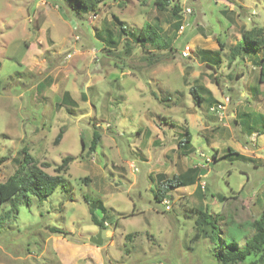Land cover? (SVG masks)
Listing matches in <instances>:
<instances>
[{
  "label": "clouds",
  "instance_id": "obj_1",
  "mask_svg": "<svg viewBox=\"0 0 264 264\" xmlns=\"http://www.w3.org/2000/svg\"><path fill=\"white\" fill-rule=\"evenodd\" d=\"M121 0H105L101 5L97 16L88 14V23L82 24L78 20H73L66 32L59 35L53 33L54 44L45 45L46 48H53L51 58L58 60L61 68L71 67L73 63L79 60L77 71L83 70L81 75L76 71L65 72L60 77V72L53 69L54 79L60 77L57 84V91L46 95L50 103L62 102L64 93L69 92L75 101V104H65L56 112L55 123L57 126L72 125L79 129L82 135L91 140L96 128L102 130L105 141L98 146L97 150L81 161L79 155L73 162L72 167L64 174L72 180L78 188L81 178L92 175L103 176L107 179V173L103 166L107 165V171H112V160L127 168V177L131 183H120L117 191H123L125 194L133 197V202L137 204L135 209L131 208L122 196L103 189V196L98 195L100 190H85L84 193L77 191V199L82 194H86L92 200L103 199L104 207L112 206L123 216H117L120 220V226L117 227L112 221H105L102 228L97 229L92 225V218L79 206L66 205L62 195L57 191L49 195L40 207L44 212V218L41 219L37 214V208H32L30 215L27 209H21L17 227L22 231L12 233L11 237L0 241V246L16 252H22L27 243H33V253L36 256L35 264H211L210 253L218 251L216 241L212 239L215 232L218 235L221 244L224 242V225L218 218L221 209L216 201L207 202V211L216 220L215 225H205V232L198 238L195 249L193 248V237L198 229L190 219H181L180 217L195 216L193 208L197 205L195 195V186L191 189H184L173 180V176L178 175V170L174 165L165 166L164 154L170 153L176 148V135L178 131H184L188 125L185 123L188 118V112L193 110L191 96L188 95L191 88V81L198 76V73L192 72L189 76L187 86L184 83V73L177 65L184 64L185 67H195L189 56H194L195 49L201 44L199 34L195 32V27L191 21L199 17V23L206 32L211 35H224L221 29H228V35L234 33L237 37L241 36L247 29L232 24L228 28V22L220 15L219 8L225 6L223 0H181V7L184 9L182 15L185 17V26L182 31L186 34L176 38L174 48L179 51H171L164 46V41L160 39L162 35L154 27V20L158 15L156 5L159 0H126L124 8H118ZM108 5V6H105ZM42 7L43 5H37ZM229 16L233 20L242 22L243 25L251 24L256 29H264V0H231L226 4ZM112 13L119 18L117 23L121 25L125 37L114 52L132 65L134 75L122 74L118 81L113 82L111 76L104 78L101 83L98 80L94 70L101 68V62L107 57L101 53L97 46L95 34L89 25L97 26V31L105 38H110L111 30H106L102 25L107 21L112 22ZM216 18L223 20L220 28L216 26ZM165 32L169 25H162ZM148 29L150 35H146L145 29ZM129 34L135 39H130ZM43 57V51L36 49ZM11 54H15L14 52ZM264 55V54H262ZM173 56L175 59H173ZM22 72L34 73L35 78L28 82L27 91L31 96L26 95L25 91L15 88V94L11 96V104L6 103L5 109L11 108L15 114L24 119L25 124L32 116H39L41 111L46 109L35 103L37 86L41 78L46 75V69L49 68L47 62L37 60L33 57L29 61L21 60ZM239 64V61H237ZM15 65L5 64L0 69V81L4 84H11L19 78L16 76ZM237 70H243V65H239ZM9 75L12 80H8ZM247 81L233 85L235 92L224 97V104L220 109L215 108L206 111V117H218V119H207L206 121H191L193 131V143L196 145V157L194 163L203 165L204 161H209L212 155V149L225 151L229 146L239 149L253 161L259 162L262 166L259 172L252 173L254 177L264 176V133L252 132L249 135L242 132L239 128H228L230 122L236 117L238 110L242 109L246 101L250 98L244 91L243 85ZM206 82V81H205ZM99 87L89 93V87L97 85ZM81 94L88 97L87 100H81ZM156 97L154 99L153 97ZM160 100L161 103H157ZM164 104H175L176 108L165 109ZM65 109L73 115H66ZM258 110L264 113V104L258 105ZM164 112L169 117L164 120L159 113ZM152 116H156L161 122L167 124L173 131L157 129ZM207 124L205 129L204 124ZM5 124H7V111L5 112ZM95 126V127H93ZM151 126V136L148 138L147 145L142 144V139H132L141 129L145 131ZM228 128L227 132L217 131L211 144L206 145L196 133H202L205 130L212 131L215 128ZM3 130H8L7 128ZM162 131V134H158ZM143 137V133H141ZM158 138L160 144L154 145L153 140ZM25 142L36 140L28 129L27 137H20ZM0 145H7L16 148L17 144L9 141H0ZM140 152L145 159L130 158L128 151ZM35 151V149H34ZM62 149H52L47 144L40 147L37 159L43 165L45 158L55 161L59 166L62 159L56 153ZM101 151L108 153L106 158H101ZM78 153L79 149H73ZM4 147H0V156L6 155ZM175 159V157H174ZM251 168L252 165H248ZM14 169H10L12 171ZM247 170V169H246ZM51 173L52 169H47ZM164 172L167 175V183L159 182L149 183V174L156 176ZM211 172V169H209ZM118 175L119 173H114ZM223 175L221 171L219 173ZM243 183V181H241ZM172 184L173 191L170 195L174 196L172 200H164L159 206L149 205V201L159 199L161 188ZM110 187V185H109ZM216 190H223L222 186ZM143 193L139 201L136 200V194ZM225 194H227L225 192ZM104 197H107L106 199ZM68 214L67 223H57L63 219L65 212ZM165 210L164 216H157L155 212ZM136 212L137 216L141 214L143 218L137 220L126 219L128 213ZM51 213V214H49ZM103 219L102 216L98 217ZM148 220V224L144 220ZM62 228L64 232L70 234L66 238L53 235L45 230V226ZM44 232L46 241H41V248L35 247L36 237L33 233ZM131 239H126L129 235ZM89 238L101 242L106 241L101 248H97L95 253L88 247ZM246 239L233 240L229 245L233 248H241L246 244ZM70 249H76L75 253L70 254ZM7 255V252H6ZM93 259L90 262L86 259L89 256ZM23 259L29 258L24 256Z\"/></svg>",
  "mask_w": 264,
  "mask_h": 264
},
{
  "label": "rangeland",
  "instance_id": "obj_2",
  "mask_svg": "<svg viewBox=\"0 0 264 264\" xmlns=\"http://www.w3.org/2000/svg\"><path fill=\"white\" fill-rule=\"evenodd\" d=\"M116 0H113L115 3ZM180 5L181 11V20L182 25L186 23L185 17L182 15L184 9L181 7V0H174ZM215 2H220V0H215ZM225 6L219 8L220 15L224 17L228 22V28L232 24H237L238 26H242L247 30L253 28L251 24L243 25L242 22L231 19L229 16L228 9L226 7L227 3H230L231 0H223ZM105 3V2H104ZM104 3H101L104 4ZM37 5H43L42 7H38ZM100 5V7H101ZM105 6H108L105 4ZM126 6V0H121V3L117 5L118 8H124ZM158 12V11H157ZM91 13L93 16H97L100 14L99 10L97 13L87 12V13H77L71 6L67 3L66 0H0V69L4 67L5 64L15 65L14 68L16 76L19 78L17 81H13L11 84H4L1 81L0 84V141H9L17 144L16 148L8 147L7 145H0V147H4L7 151L6 155L0 156V159H3L0 164V181H5V179L11 175L16 167L15 156H20L19 151L23 147H26L29 153L37 159V155L39 153L40 147L44 144H47L52 149H62V151H58L56 153L57 156H61L62 158L66 155L74 156V160L71 161L69 165V169L72 167L73 162L76 160L77 155H79V159L81 161L86 160V157L91 155L93 152L89 151V146L91 140H89L85 135H82L75 126L72 125H61L57 126L55 123L56 120V112L59 111L61 107L65 104H75L72 102L67 96L68 100L50 103L49 97L45 94L46 91L49 93H55L57 84L59 82L60 77H62L65 72L76 71L77 75H81L83 70L77 71L79 60L71 65V67L64 66L61 68L58 60L51 58V53L55 50L53 48H46L45 45H53L54 38L53 33L56 32L59 35H63L68 29L69 24L73 20H78L82 24L88 23V14ZM115 14V13H112ZM175 18L171 17V11L158 12L157 17L154 20L155 23H159L162 30L164 31L162 25H169L168 31L165 32L166 35H170L173 37V46L177 37L183 36L186 33L182 31V28H179L177 32H175V36H173L174 28L172 26ZM191 23L195 27V32L199 34L201 44L198 45L195 49L194 56H189L188 59L192 61L195 67H185L184 64H179L177 67L183 71L184 73V83L187 86L189 82V76L192 72L198 73V76L191 81V88L189 89L188 95L191 96V102L193 105V110L188 112V118H186L185 123L188 125L189 130L192 132L191 121H206L207 119H218V117H206L205 113L208 110L213 109L215 107L217 110L219 104H224V97L234 93L235 88L233 85L239 84L241 81H244L245 77H247V81L244 83L243 88L244 91L248 94L249 100L246 101L245 105L242 109L238 110L236 117L230 122L228 128H239L242 132H245L242 128L241 122V114L249 113H261L258 110V105L264 104V83L259 81L260 74V66L253 64L252 56H258V59L264 57V49H260L257 52H252L250 54H243V58L238 57L236 60H232L230 57L231 47H233L236 42H238L242 38L241 36L237 37L234 33L227 38L228 29H221L224 32V35H211L210 32H206L203 26L199 23V17H195ZM224 21L216 18V26L220 28L223 25ZM93 33L95 34V39L97 40V46L100 47L101 53L105 59L101 62V68L94 70L97 74L98 80L102 83L104 78L107 76H111L113 82L117 83L122 74L134 75V69L131 64L125 62L123 57L116 54L114 49H116L119 45L113 44L111 47L113 52L108 53L105 48L108 47L105 37L101 35L100 32L97 31V26L89 25ZM106 30H111L112 36L115 40L123 39L124 36L119 33V28L117 24L114 22L112 18L111 24H108L107 21L102 25ZM98 35H101L98 36ZM102 37L104 39H102ZM220 43L223 46H220ZM36 49H40L43 51V57H41V53L36 51ZM209 49L211 51H218L219 57L221 59L219 65L216 67H211L200 57L201 50ZM175 51H179V49H175ZM15 54H11V53ZM216 55V53H213ZM33 57L37 60H42V62H47L49 64V68L46 69V75H44L40 83L37 86V95L35 97V103L45 108V111H41L39 116H32L28 121V124H25L24 119L21 118L20 115L15 114V119H13L14 113L11 108L5 109V104H11V96L15 94L14 89L19 88L25 91L26 95L31 96V93L27 91L28 82L35 78L34 73H26L20 71L23 67L21 60L29 61ZM173 59L175 57L173 56ZM239 61V64H237ZM239 65H243V70H237ZM53 69L60 72V77H56L54 79ZM216 78L218 80H216ZM8 80H12V76L9 75ZM206 81V82H205ZM54 82V83H53ZM50 83H53V90L48 87ZM202 85L205 88L211 91V96L209 101H204L201 105L195 104L193 101V97L191 94V89L194 86ZM99 87V83L97 85H93L89 87V93L91 94L94 89ZM81 100H87L88 97L81 94ZM156 99L155 97H153ZM157 103H161L160 100H157ZM163 107L165 109L176 108L175 104H164ZM7 111V124H5V112ZM66 115L72 116L71 112H68L65 109ZM264 114V113H262ZM159 116H163L164 120H168L169 117L164 114V112L159 113ZM152 120L155 122V125L161 127V130L167 128L168 131H173L172 128H168L167 124L161 122L156 116H152ZM261 122V120L259 121ZM263 123V122H262ZM95 127V126H93ZM187 127V128H188ZM205 129H207V124H204ZM7 128L8 130H3ZM228 128L221 129L219 127L213 129L212 131L205 130L202 133H196L195 135L199 136L200 139L204 141L206 145L211 144L214 134L217 131L227 132ZM28 129L31 130V133L36 140L25 142V140H21L20 137L28 136ZM62 129L63 134L61 139L56 142V136L58 132ZM102 134V130L96 128ZM257 132V131H255ZM141 133H143V137H141ZM184 131H178L175 133L176 135V148L172 150L170 153L164 154L165 166L174 165L178 173L185 171L187 167L190 165L197 166L200 168V174L198 176V180L194 185L184 186V189H191L195 186V195L197 197V205L193 209H207L208 201H216L218 206L221 209V218L224 225V230L234 232V227L231 224L228 225V221H234L236 223L244 224L246 227L248 223L258 218L263 209H264V176L254 177L252 173L259 172L261 169V164L257 161H253L251 157H247L245 159L238 158L235 155H227L224 154L229 152V148L240 152L238 148L229 146L225 151L221 152L219 149H212V155L209 161H204L203 165L199 163H194V159L196 157V145L193 143V140L189 143L187 151L185 154L178 148V143L180 139L183 138ZM258 133V132H257ZM151 126L148 127V130L145 131L144 128H141L132 139H142V144L144 146L147 145L148 138L151 136ZM162 134V131H158V134ZM179 134L181 136H179ZM194 136V134H193ZM192 136V138H193ZM264 139V137H261ZM105 141V137L102 134L101 140L98 146L106 147L107 145H102V142ZM83 144H85V150L82 152ZM154 145H159L160 141L158 138L153 140ZM78 148L79 152L74 153L73 149ZM35 149V151H34ZM216 153L218 159H213V153ZM241 153V152H240ZM128 155L130 158H140L145 159V157L140 155V152H132L131 149L128 151ZM224 155V156H223ZM108 153L105 151H101V158H106ZM175 157V159H174ZM50 158H45L46 163L48 165L43 168L47 171V169L51 168V174L55 173L56 162L50 161ZM38 160V159H37ZM62 160V159H61ZM39 161V160H38ZM40 162V161H39ZM61 163V161H60ZM252 165L251 168H248V165ZM104 170L107 173V179L103 176H86L81 178L80 184L83 186L82 188H78V186L70 180L67 176H65V183L60 185L54 192L62 195L63 200L66 202V205H73L82 207L88 214H90V207L95 208V214L97 217L102 216L106 221H112L117 227L120 226V220L116 219L117 216H123L121 212L116 209H113L112 206L106 208V211L103 212L96 205L102 201L103 199L92 200V198L86 194H82L79 199L76 198L75 193L77 191L84 193L85 190H100L98 195L103 196V189L107 188L108 191L116 193L123 197L125 201L128 202L131 208L135 209L137 204L133 202V197L125 194L123 191H117L120 188V183L123 182L125 184H130L131 180L127 177V168L123 165L119 164L116 159L112 160V171H107V165L103 166ZM10 169H14L10 171ZM211 169V172H209ZM247 169V170H246ZM223 172V175H220V172ZM48 172V171H47ZM114 173H119L115 175ZM161 174H165L164 172L158 173L156 176L149 174L148 181L149 183L161 182ZM166 175V174H165ZM243 181V183H241ZM204 184V186H203ZM110 185V187H109ZM222 186L223 190H216ZM200 187V188H199ZM173 189L169 191L168 196L165 199L172 200L174 199L172 193ZM225 192L227 194H225ZM51 193V194H52ZM50 194V195H51ZM143 196V193L136 194V200L139 201ZM47 198V197H46ZM45 198V199H46ZM105 199L107 197H104ZM38 200L37 198L31 196L30 203L26 204L22 201L8 200L4 203L0 204V241H3L5 238L11 237L12 233L22 231V228L17 227V221L19 219L21 209H27L29 214H32V208H37V214L41 219L44 218L45 213L40 211V207L45 201ZM16 203V208H13V203ZM163 201H157L155 198L149 201V205L156 204L159 206ZM61 212H65L63 219L57 221V223L64 224L67 223L68 214L66 213L64 208H61ZM51 214V213H49ZM157 216H164L165 210H158L155 212ZM126 219L137 220L143 218L141 214L140 217L137 216L136 212L128 213ZM181 219H190L191 222L195 226V216L191 217H180ZM145 224H148V220H144ZM93 227L100 229L98 225H96L92 221ZM51 226H45V230L51 232L53 235L60 236L62 238H66L70 233L67 232L66 235L54 233L51 231ZM62 229V228H60ZM63 230V229H62ZM250 233H252L251 229H247ZM36 237L35 247L41 248V241H46V237L44 232L33 233ZM195 236V235H194ZM132 238V235L129 239ZM88 240V247L92 249V252L95 253L97 248H101L106 241H103L102 245H97ZM126 239H128L126 237ZM198 240H195L193 237V248L195 249L196 243ZM7 252V255H6ZM76 249H70V254L75 253ZM26 256L29 259L25 260L23 257ZM211 256V264H218L216 256L214 253H210ZM36 256L33 253V243H27L22 252L12 251L10 249H5L3 246H0V264H35ZM90 262L93 257L90 255L87 257ZM59 264V262H57ZM98 264V262H97ZM244 264H251L249 261Z\"/></svg>",
  "mask_w": 264,
  "mask_h": 264
},
{
  "label": "trees",
  "instance_id": "obj_3",
  "mask_svg": "<svg viewBox=\"0 0 264 264\" xmlns=\"http://www.w3.org/2000/svg\"><path fill=\"white\" fill-rule=\"evenodd\" d=\"M67 3L73 8L77 13H87L94 12L100 9L101 3H104L105 0H66ZM158 12H165L170 10L171 17L175 18L172 26L174 28L173 36H175V32L179 30L182 26V20L180 15V5L174 0H159V3L156 5ZM112 18L114 22L117 24L119 28V33L121 35H125L123 32L121 25L117 23L118 17L116 14H112ZM154 27L157 29L159 33L162 35L160 39L164 41V46L167 47L171 51H175L173 46V37L170 35H166V33L162 30L159 23H155ZM146 35H150L148 29H145ZM101 37V35H98ZM125 37V36H124ZM130 39H135L134 36L129 34ZM102 39H104L102 37ZM108 47L105 50L108 53L113 52L112 45L120 43V38L115 40L111 35L110 38H105ZM222 47L223 44L220 43ZM260 49H264V29H256L255 27L246 30L242 34V38L236 42V44L231 47L230 57L232 60H236L241 56L243 58V54H250L252 52H257ZM213 53H216L213 54ZM200 57L211 67H216L219 65L221 59L219 57L218 51H211L209 49L201 50ZM253 64L260 66V74L259 81L264 83V57L258 59V56H252ZM216 80H218L216 78ZM1 84V81H0ZM191 94L193 97V101L197 105H201L204 101H209L211 96V91L205 88L202 85L194 86L191 89ZM68 96V93L66 94ZM155 97V96H154ZM156 98V97H155ZM241 122L243 130L249 135L252 132L257 131L258 133H264V114L255 113V114H241ZM255 118V119H254ZM261 120V122H259ZM263 122V123H262ZM63 131L62 129L58 132L55 141L58 142L62 137ZM102 134L95 130L92 136V140L89 146L88 152H93L96 150L97 145L101 140ZM192 140V134L186 129L183 135V138L180 139L178 143V148L185 154L186 149L189 143ZM85 150V144H83L82 152ZM20 156H15L14 160L16 162V167L14 172L9 175L5 181H0V204L4 203L8 200L22 201L26 204L30 203V197L33 196L38 200L42 201L46 198L44 195L47 192L49 195L54 192L60 185L65 183V172L69 170V165L71 161L75 158L72 155H66L62 158L59 166H56L55 173L51 174L47 172L43 167L48 165V163H44L43 165L35 159L27 150L26 147H23L21 151H19ZM217 152L213 153V159L217 160L218 157L216 155ZM227 155H235L238 158L245 159L242 153L229 148V152L224 154ZM223 155V156H224ZM3 159H0V164ZM200 174V168L197 166L190 165L185 171L179 173L178 175L173 176V180L176 184L181 187L195 184L198 180V176ZM161 182L160 184H166L167 175L161 174ZM200 188V187H199ZM173 189L172 184H168V187L161 188V196L157 201H163L170 190ZM16 203L14 201L13 208H16ZM103 212L106 211L102 201H100L97 205ZM90 214L92 221L98 225L100 228L103 227L105 223V218L99 219L95 214V208L90 207ZM196 214L195 218V227L198 229L197 233L194 236L195 240H198L200 236L205 232V225H215L216 220L211 215L209 211L206 209H193ZM221 218V215L218 217ZM235 226L234 232L224 230V242L220 243L218 235L214 232L212 235V239L216 241V247L218 251H214V255L216 256L218 264H244L246 262H250L251 264H264V209L261 215L254 219L253 221L248 223L246 227L244 224L236 223L234 221H228V225ZM251 229L252 233L247 231V229ZM52 232L66 235L67 232H64L60 228L51 227ZM131 234L127 237L130 238ZM246 239V244L241 248H233L229 245L232 244L233 240H241Z\"/></svg>",
  "mask_w": 264,
  "mask_h": 264
},
{
  "label": "crops",
  "instance_id": "obj_4",
  "mask_svg": "<svg viewBox=\"0 0 264 264\" xmlns=\"http://www.w3.org/2000/svg\"><path fill=\"white\" fill-rule=\"evenodd\" d=\"M47 49H48V48H47ZM54 51H55V50H54ZM53 83H54V82H53ZM53 83L48 84V85H49L48 87H50L51 90H53V88H54V87H53V85H54ZM56 91H57V88H56ZM67 93H68V97H69V99H70L72 102H75V101L73 100V98H72V96H71V94H70L69 92H65V93H64V98H63V100H64V101L68 100V98H67V96H66ZM254 119H255V118H254ZM155 126L157 127V129L161 130V127L159 128V126H157V125H155ZM187 130L192 134V132L189 130V127L187 128ZM179 136H181V135L179 134ZM192 136H193V134H192ZM192 140H193V138H192ZM192 140H191V141H192ZM187 151H189V148H188V147H187V149H186V152H187ZM187 168H188V167H187ZM187 168H186V169H187ZM182 172H183V171H182ZM180 173H181V172H180ZM192 185H194V184H192ZM188 186H190V185H188Z\"/></svg>",
  "mask_w": 264,
  "mask_h": 264
},
{
  "label": "water",
  "instance_id": "obj_5",
  "mask_svg": "<svg viewBox=\"0 0 264 264\" xmlns=\"http://www.w3.org/2000/svg\"><path fill=\"white\" fill-rule=\"evenodd\" d=\"M90 241L93 242V243H95V244H97V245H102V243H103V241H101V242H97V241H95V240H93V239H90Z\"/></svg>",
  "mask_w": 264,
  "mask_h": 264
},
{
  "label": "built area",
  "instance_id": "obj_6",
  "mask_svg": "<svg viewBox=\"0 0 264 264\" xmlns=\"http://www.w3.org/2000/svg\"><path fill=\"white\" fill-rule=\"evenodd\" d=\"M184 26H185V25L183 24V25H182L180 28H182V29H183V28H184ZM221 105H222V104H219V105H218V108H219ZM213 108H215V107H213ZM215 109H216V108H215ZM203 186H204V184H203ZM164 200H168V199H164ZM164 200H163V201H164Z\"/></svg>",
  "mask_w": 264,
  "mask_h": 264
}]
</instances>
